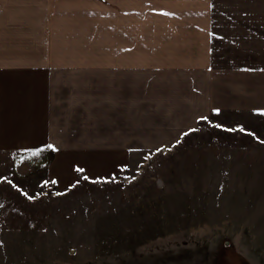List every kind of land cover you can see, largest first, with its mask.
Here are the masks:
<instances>
[{"label":"rangeland","instance_id":"1","mask_svg":"<svg viewBox=\"0 0 264 264\" xmlns=\"http://www.w3.org/2000/svg\"><path fill=\"white\" fill-rule=\"evenodd\" d=\"M225 1L236 32L260 22L259 69L198 86L196 116L187 87L150 85L131 128L95 118L0 155V264H264V0Z\"/></svg>","mask_w":264,"mask_h":264},{"label":"crops","instance_id":"2","mask_svg":"<svg viewBox=\"0 0 264 264\" xmlns=\"http://www.w3.org/2000/svg\"><path fill=\"white\" fill-rule=\"evenodd\" d=\"M226 3L0 0V155L48 151L54 128H86L95 118L97 127L103 117L110 128H131L134 101H148L150 85L172 86L154 91L173 101L187 87L196 116L198 86L259 69L260 22L236 32L240 23L217 11Z\"/></svg>","mask_w":264,"mask_h":264},{"label":"bare ground","instance_id":"3","mask_svg":"<svg viewBox=\"0 0 264 264\" xmlns=\"http://www.w3.org/2000/svg\"><path fill=\"white\" fill-rule=\"evenodd\" d=\"M244 256H246V258H248L249 260L253 261L252 257L250 256L249 253H247V251H240Z\"/></svg>","mask_w":264,"mask_h":264},{"label":"snow or ice","instance_id":"4","mask_svg":"<svg viewBox=\"0 0 264 264\" xmlns=\"http://www.w3.org/2000/svg\"><path fill=\"white\" fill-rule=\"evenodd\" d=\"M215 111L219 112V109H215ZM258 111H264V110H261V109H258ZM201 119H207V117H201ZM34 151H39V149H33Z\"/></svg>","mask_w":264,"mask_h":264}]
</instances>
